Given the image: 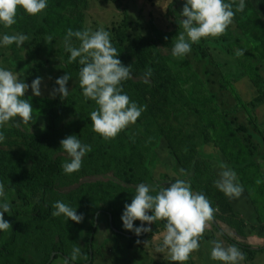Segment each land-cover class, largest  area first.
<instances>
[{"label":"trees","instance_id":"1","mask_svg":"<svg viewBox=\"0 0 264 264\" xmlns=\"http://www.w3.org/2000/svg\"><path fill=\"white\" fill-rule=\"evenodd\" d=\"M182 1L173 0L168 7L169 14H174L175 20L179 17L178 4ZM85 2L88 0H48L47 7L36 15H28L22 8H18L17 23L7 29H15L28 35L32 45L39 51L40 42L45 36L63 39L68 28L74 31L84 29V12L81 6ZM258 19L255 11L250 22ZM178 24L176 22L174 31L178 29ZM0 29L7 30L2 26ZM149 34V37L131 36L125 21L117 29L111 42L117 49L121 62L130 66L131 78L122 81L123 91L130 100L144 106L136 120L139 124L138 140L127 137V151L121 150V144L109 141L95 144L97 146H91L92 151L83 158L80 170L67 174V178H64L61 165L69 159L59 141L73 131L72 134L78 136L82 143L88 144L91 136L89 127L92 126L89 114L97 107L94 101L83 98L78 80L80 66L76 62L67 63V52L62 55V71L59 76L65 72L71 74L68 88L71 79H77L74 91L69 92L68 97L63 100L57 95L51 100L34 98L31 104L33 112L41 113L45 129L30 132L15 123L0 127V132L4 135V141L0 143V183L20 195L29 191L33 195L38 194V198L32 203L30 215L15 217L11 239L0 251V264H6L13 249L22 243L25 244L23 249L33 246L36 248L35 254L23 261V264H48L53 253H56L55 258L64 259L71 252L74 243L79 245L81 251L86 252L87 261L90 260L96 220L91 222L85 235L87 242L81 246L77 241L80 231L70 234L66 229L67 225L60 222L61 216L51 215L54 211L52 205L60 200L58 188L64 179L66 184L78 185L67 193V197L71 198L68 204L76 208L78 214L105 213L114 233L131 243L135 242L139 237L122 228L120 217L124 200L130 197L128 203L131 202L135 187L141 182L157 188L161 185L160 181L153 178L151 169L146 165L150 151L161 139L167 141L172 154L182 165L192 189L202 191L208 200L213 198L210 203L214 209L218 206L223 213L227 203L218 194L212 196L211 178L205 175L197 162L198 149L211 142L226 156L237 171L239 179L250 185L249 193L254 195L249 196L253 201L264 194V186L260 187L256 183L259 169L255 159L258 151L251 140L254 131L229 120L227 112L216 103V97L196 72L187 63L171 55L173 31L164 30L151 20ZM248 36L255 35L250 33ZM235 39L240 43L238 38ZM231 40L233 39H229ZM259 44L264 47V37L254 45L255 50L261 49ZM262 55L264 58V52ZM148 68L151 69V76L147 77L146 83L145 72ZM41 70L42 66L38 65L34 70L24 72L20 79L29 83L40 75ZM247 73L251 76V82L259 85V92L264 94V80L259 74L258 66L250 64ZM54 86L53 83L52 88ZM195 86H200L205 95L195 96ZM25 98L29 99L26 95ZM255 102L264 104V97H258ZM73 119H76L75 124L80 126L79 129L75 128L76 125L73 126L74 130L70 129L69 120ZM249 122L259 131L255 120L250 119ZM139 133L146 136L144 148L138 146ZM126 135L127 131L121 130L114 139ZM93 155L95 161H92ZM95 163L102 167L98 169ZM218 216L221 217L214 211L213 218L217 219ZM160 222L164 227V221ZM140 223L138 220L134 221V225ZM223 237L237 247L243 246L228 236Z\"/></svg>","mask_w":264,"mask_h":264},{"label":"rangeland","instance_id":"2","mask_svg":"<svg viewBox=\"0 0 264 264\" xmlns=\"http://www.w3.org/2000/svg\"><path fill=\"white\" fill-rule=\"evenodd\" d=\"M172 1L88 0L87 3L85 2L81 6L84 12V29H105L109 31L112 42L116 36L117 29L121 28L125 21L128 24V33L131 36L141 35L149 37V22L154 20L160 28L169 32L173 31L171 37L175 41L181 31L179 27L174 31V27H176V22L179 23L183 1L178 4L179 17L176 20L175 15H170L168 10ZM255 11L259 19L250 22ZM0 32L11 34L19 31L15 29H0ZM250 33L251 35L254 33L255 36H248ZM47 37L49 36H45L41 40L39 51L35 49V45H32L30 38L29 42L22 44L20 48H17L15 44L0 48V66L15 72L18 78L26 71L34 70L38 65L42 66L39 75L42 77L41 95L33 96L30 88L25 93L31 104H33L34 98L49 100L53 98L49 93L52 89V84L62 71V55L66 53L62 43L63 39L52 37L53 41L46 43ZM263 37L264 0H246L245 10L235 14L232 24L229 25L224 34L217 37L202 38L199 42L192 44L190 53L183 58H179L181 62L187 63L198 77L204 81L210 92L216 97V103L227 112L229 120L238 126L254 131V136L251 137V140L258 151L255 159L259 169L258 179L261 180V183H259L260 187L261 185L264 186V104H257L255 100L260 96L264 97V94L259 92L258 84L255 85L251 82V76L248 75L247 71L250 64L254 67L257 65L259 74L264 80V58L263 55L261 56V53L263 54L264 52V47L259 44L261 49H254V45ZM235 38H238L240 43ZM229 39L233 40L229 41ZM74 43L78 46L79 42L74 40ZM237 49H243L244 54L235 55ZM71 80L69 83L70 93L74 91L78 82L75 78ZM187 82L190 81L187 80ZM193 91L195 96L205 95L200 86H195ZM250 119L257 122L259 131L255 129L254 125L250 124ZM75 120H69L71 130H74ZM14 123L30 132H41L45 129L43 127V118L39 111L32 113V119L28 124H24L19 117H15L5 126H11ZM75 128L79 129L80 126L76 125ZM123 130L127 131L126 137L105 140L94 132L92 126H90L91 136L88 144L96 147L98 143L109 141L112 144H121L123 146L121 150L127 151L128 143L126 138L138 140L139 124L137 122L129 124ZM133 131H136V133H133ZM72 132L70 135H72ZM80 136H83L82 133H80ZM139 140L138 146L144 148L146 136L139 133ZM144 156L146 157V155ZM66 158L69 159L68 156ZM92 161H95L94 155ZM197 162L205 175H209L211 178L212 196L218 194L227 203V207H225V212L222 213L219 211L220 208L215 206V212L221 217L218 216L217 219L213 218L214 221L207 222L205 231L199 238V249L190 254L185 264H221L219 261L211 260L209 253L211 249L210 241L214 239L220 240L225 246L235 245L231 244L223 235L243 245L238 246V248L244 254L245 259L240 261L239 264H264V194L259 196L255 194L257 197L253 201L249 196L254 195L249 193L250 185L239 179L237 171L212 142L198 149ZM221 163L226 164L236 172L238 182L244 189L239 198L230 199L216 189L214 180L218 178ZM96 165L98 169L102 167L100 164ZM146 165L151 169L153 178L161 182L160 186L167 187L175 179H183L189 182L184 173H180V169L183 167L172 154L165 139L158 141L150 151ZM107 176L110 175H105V177ZM64 178H67L65 173ZM65 179L60 183L58 190L60 192V200L69 203L71 198L67 197V193L78 185L77 183L73 185L66 184ZM92 180H95V177H92ZM0 185H3L4 188L2 198L6 199L12 207L10 215L4 214L5 219L10 222L11 229L0 231L1 251L4 244L11 239L15 226V217L30 215L32 203L38 198V194L33 195L30 191H26L27 193L20 195L6 185L2 183ZM129 201L130 197H127L124 203ZM93 220H96V214L92 212L84 213L83 220L80 223L73 222L70 219L67 220L63 216L60 218V222L63 225H67L66 229L70 234L72 232L75 233L76 230L78 233L80 231V234L77 235V241H79L81 246L87 242L85 235ZM151 228V232L142 233L139 236L137 240L140 243H137V240L131 243L124 237L114 233L109 226L108 215L99 212L95 235L91 241L92 259L89 264H177V262L168 260L166 251L164 254L155 252V246L160 243L161 233L164 231L161 222L153 223ZM24 245L22 243L18 246L19 248H14L12 256L5 263L23 264L25 263L23 261L29 260L31 255L35 254L36 248L33 246L32 248L23 249ZM74 246L79 247L77 243H74ZM82 254L85 255L78 257L75 264H87L89 260L87 261L86 252L82 250ZM50 264H64V259L62 257L55 258Z\"/></svg>","mask_w":264,"mask_h":264},{"label":"clouds","instance_id":"3","mask_svg":"<svg viewBox=\"0 0 264 264\" xmlns=\"http://www.w3.org/2000/svg\"><path fill=\"white\" fill-rule=\"evenodd\" d=\"M47 4L48 0H0V26L7 29L16 24L18 8H22L28 15H36L42 13ZM245 7L246 0H183L178 24L181 31L172 42L171 55L183 58L191 52L192 44L202 38L224 34L232 24L235 14L243 12ZM73 38L79 42L78 46ZM50 41H53L51 36L45 40L46 43ZM27 42L29 37L24 33L0 32V48L13 44L20 48ZM62 43L65 51L69 53L67 63L76 62L80 66L78 80L83 98L94 101L97 106L89 114L92 130L105 140L115 138L121 130L135 123L144 110L143 105L130 100L123 91L122 81L131 78L130 66L123 64L118 58L119 53L111 43L109 31L105 29L85 28L74 31L68 28ZM243 54V49L235 52L237 56ZM150 76L151 69L148 68L145 72L146 83ZM70 78L71 74L67 72L58 76L49 95L53 98L58 95L62 100L67 98ZM41 83L40 76H36L29 84L25 79L18 78L15 72L0 66V127L15 117L28 124L32 119L33 106L25 98V93L30 88L33 96H40ZM3 141L4 135L0 132V143ZM59 144L69 157L61 165L65 174L79 171L83 158L92 151L89 144L82 143L74 134L62 138ZM180 173L183 174L184 170L180 169ZM172 181L169 186L162 185L158 188L143 182L137 184L131 202H126L123 206L120 219L122 228L137 237L141 233L151 232V225L163 220L164 231L161 233L160 243L155 246V252L164 254L166 251L170 262L185 264L190 254L199 249V238L204 233L207 222L213 220L215 209L205 194L194 191L189 182L183 179ZM256 183H261V180L257 179ZM214 185L230 199L239 198L244 191L236 172L224 163L220 165ZM3 192V185H0V231L11 229L4 214L10 215L12 207L2 198ZM52 207V216H63L76 223L83 220V214H78L76 208L68 203L57 200ZM137 220L141 223L134 225ZM136 242L140 243L139 240ZM210 243L209 258L213 261L239 264L245 259L235 245L225 246L216 239ZM81 255H85L81 248L74 246L64 257V264H75Z\"/></svg>","mask_w":264,"mask_h":264},{"label":"water","instance_id":"4","mask_svg":"<svg viewBox=\"0 0 264 264\" xmlns=\"http://www.w3.org/2000/svg\"><path fill=\"white\" fill-rule=\"evenodd\" d=\"M97 218H98V214H96V221H95L96 224H97ZM55 257H56V253H53V254L51 255V258H50V261H49L48 264H50V263L55 259ZM90 259H92V251H91V250H90ZM89 263H91V260L88 261L87 264H89Z\"/></svg>","mask_w":264,"mask_h":264}]
</instances>
